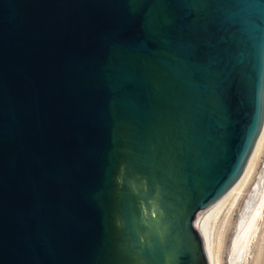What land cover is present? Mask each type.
<instances>
[{
	"label": "water",
	"instance_id": "water-1",
	"mask_svg": "<svg viewBox=\"0 0 264 264\" xmlns=\"http://www.w3.org/2000/svg\"><path fill=\"white\" fill-rule=\"evenodd\" d=\"M264 163V0H0V264H230Z\"/></svg>",
	"mask_w": 264,
	"mask_h": 264
},
{
	"label": "rangeland",
	"instance_id": "rangeland-1",
	"mask_svg": "<svg viewBox=\"0 0 264 264\" xmlns=\"http://www.w3.org/2000/svg\"><path fill=\"white\" fill-rule=\"evenodd\" d=\"M264 181V163L263 166L260 170V173L257 177V180L254 184V187L251 191V194L248 198V201L245 205V208L242 212V215L239 219V222L236 226V229L233 233V239H232V248H231V257H230V264H264V207L262 209L261 212V216L259 217V219L257 220V233L256 236H253V239L251 240L248 248H245V250H236L234 247L235 241L241 231V227H242V220L244 218V214L246 212V208L247 205L249 203V201L251 200L254 192L256 191L257 187L261 184L263 186V182ZM250 215V213L248 214V216ZM234 249L236 250V252L234 251ZM234 251V252H233ZM243 253H240V252ZM239 257H238V254ZM245 252V253H244ZM241 255V257H240Z\"/></svg>",
	"mask_w": 264,
	"mask_h": 264
},
{
	"label": "bare ground",
	"instance_id": "bare-ground-1",
	"mask_svg": "<svg viewBox=\"0 0 264 264\" xmlns=\"http://www.w3.org/2000/svg\"><path fill=\"white\" fill-rule=\"evenodd\" d=\"M262 182H263V186L261 185L262 184L261 183L257 187L256 191L254 192L251 200L249 201L247 205L246 212L244 214L245 216L242 220L241 231L234 244V247L236 250H245V248H248L251 240L253 239V236H256V233L258 230L257 220L261 216V212L264 207V181L262 180ZM249 213L250 215L248 216ZM235 249L234 251L236 252ZM240 253H243V252H240ZM239 254H238V257H239Z\"/></svg>",
	"mask_w": 264,
	"mask_h": 264
}]
</instances>
